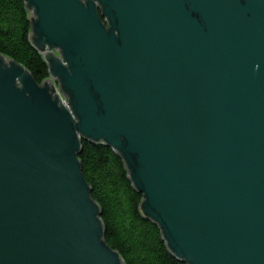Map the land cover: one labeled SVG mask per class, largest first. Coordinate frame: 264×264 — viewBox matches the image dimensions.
<instances>
[{
	"label": "water",
	"instance_id": "water-1",
	"mask_svg": "<svg viewBox=\"0 0 264 264\" xmlns=\"http://www.w3.org/2000/svg\"><path fill=\"white\" fill-rule=\"evenodd\" d=\"M21 1L49 77L0 54V264H123L81 141L176 260L264 264V0Z\"/></svg>",
	"mask_w": 264,
	"mask_h": 264
},
{
	"label": "trees",
	"instance_id": "trees-1",
	"mask_svg": "<svg viewBox=\"0 0 264 264\" xmlns=\"http://www.w3.org/2000/svg\"><path fill=\"white\" fill-rule=\"evenodd\" d=\"M31 25L21 0H0V54L21 65L37 84L49 73L30 42ZM81 174L100 209L104 242L123 264H184L167 250L159 227L141 214L123 160L108 146L81 141Z\"/></svg>",
	"mask_w": 264,
	"mask_h": 264
},
{
	"label": "rangeland",
	"instance_id": "rangeland-1",
	"mask_svg": "<svg viewBox=\"0 0 264 264\" xmlns=\"http://www.w3.org/2000/svg\"><path fill=\"white\" fill-rule=\"evenodd\" d=\"M58 52V51H57ZM58 54H59V52H58ZM60 55V54H59ZM55 84L57 85V83H56V81H55ZM64 99V98H63Z\"/></svg>",
	"mask_w": 264,
	"mask_h": 264
},
{
	"label": "bare ground",
	"instance_id": "bare-ground-1",
	"mask_svg": "<svg viewBox=\"0 0 264 264\" xmlns=\"http://www.w3.org/2000/svg\"><path fill=\"white\" fill-rule=\"evenodd\" d=\"M6 63H8V62H6Z\"/></svg>",
	"mask_w": 264,
	"mask_h": 264
}]
</instances>
